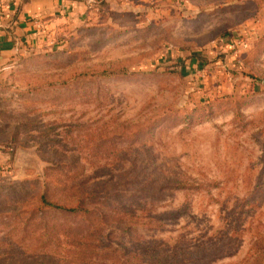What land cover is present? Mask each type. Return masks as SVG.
<instances>
[{"label":"rangeland","instance_id":"rangeland-1","mask_svg":"<svg viewBox=\"0 0 264 264\" xmlns=\"http://www.w3.org/2000/svg\"><path fill=\"white\" fill-rule=\"evenodd\" d=\"M111 67L128 74L83 75ZM117 173L138 219L110 245L138 244L136 264H264V0L91 3L0 65V264L39 263L11 240L57 247L36 227L97 225L35 210L29 227L45 188Z\"/></svg>","mask_w":264,"mask_h":264},{"label":"trees","instance_id":"trees-1","mask_svg":"<svg viewBox=\"0 0 264 264\" xmlns=\"http://www.w3.org/2000/svg\"><path fill=\"white\" fill-rule=\"evenodd\" d=\"M93 3L101 4L104 2L93 0ZM222 36L229 37L230 33L224 32L222 33ZM229 41L233 42L232 40ZM193 56L199 60H203L204 58L199 54H195ZM240 71L241 67L236 72ZM88 74L102 78H109L125 76L128 74V71L121 67H111L104 70L88 71L83 73V75ZM30 182L35 183L36 180H31ZM153 182L154 186L152 188L155 189L156 193L160 194L162 190L167 189V187L169 189H177L182 186L181 183L177 181H163L160 183L156 181ZM131 183H133L131 179L128 180L117 173L111 174L107 178L94 183H90L88 180L73 183L69 186L70 188H68L67 191L63 189L58 193H54L52 191L50 192L48 188H45L39 194L37 207L30 210L24 209L22 211L28 215L25 223H30L29 227L32 226L31 223H44L37 221L38 219L34 216L35 210L41 214H44L43 211L46 210L58 211L73 217H81L85 219L87 223H97V225H94L95 227L84 231H74L69 229V227L64 226L48 227L45 225L41 229H37L39 227H36L35 231H43L42 235L44 236L53 237L52 232L56 234L53 238H55V241L59 244L55 249L51 250L49 248L50 245L53 244V242L49 240H44L41 243H22L20 241L11 240L7 245L8 248L16 250L17 252L14 254L17 256H23L22 258L28 257L29 259L39 261L37 264H48L46 261L51 262V260H53L54 264L61 263L66 260V256L71 252V247H75V249L78 248L75 252L78 257L76 260L72 261L73 264L138 263L137 259L142 254L138 244L131 242L129 244V249L125 248L119 242L115 243L116 247L110 245V237L113 234L124 231L127 228L128 223H137L138 217L135 215L133 210L125 208L118 201V195L121 193L120 190H134V187H130L132 186ZM115 201L117 204H115ZM41 217L42 216L39 218ZM107 223H110L111 225L107 227L106 234H103L104 226H107ZM60 244L64 245V247H61ZM91 248H97L96 250H99L96 251V253H92L93 257L97 256L98 258H106L108 261L105 263L96 259L95 261H86V257L91 255L89 254V252H92L90 251ZM199 250L200 249H195L190 252V254L195 255V253ZM116 256L120 257L119 261H111L115 260L114 257ZM130 259H134V261H130Z\"/></svg>","mask_w":264,"mask_h":264},{"label":"crops","instance_id":"crops-1","mask_svg":"<svg viewBox=\"0 0 264 264\" xmlns=\"http://www.w3.org/2000/svg\"><path fill=\"white\" fill-rule=\"evenodd\" d=\"M91 3L93 0H0V65L22 47L38 46L57 22L83 17Z\"/></svg>","mask_w":264,"mask_h":264},{"label":"built area","instance_id":"built-area-1","mask_svg":"<svg viewBox=\"0 0 264 264\" xmlns=\"http://www.w3.org/2000/svg\"><path fill=\"white\" fill-rule=\"evenodd\" d=\"M3 1V0H2ZM243 46H246V42L245 41H239Z\"/></svg>","mask_w":264,"mask_h":264}]
</instances>
